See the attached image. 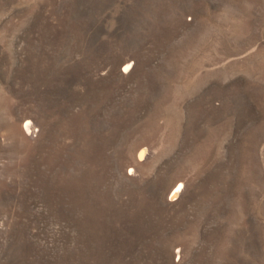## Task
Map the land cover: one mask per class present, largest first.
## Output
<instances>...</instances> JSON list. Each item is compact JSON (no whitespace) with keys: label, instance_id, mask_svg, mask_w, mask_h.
I'll return each mask as SVG.
<instances>
[{"label":"rangeland","instance_id":"374dc122","mask_svg":"<svg viewBox=\"0 0 264 264\" xmlns=\"http://www.w3.org/2000/svg\"><path fill=\"white\" fill-rule=\"evenodd\" d=\"M0 264H264V0H0Z\"/></svg>","mask_w":264,"mask_h":264},{"label":"bare ground","instance_id":"6f19581e","mask_svg":"<svg viewBox=\"0 0 264 264\" xmlns=\"http://www.w3.org/2000/svg\"><path fill=\"white\" fill-rule=\"evenodd\" d=\"M28 128H30V125H28ZM144 152L142 151V154H143ZM179 190H180V188H179V184L174 188V195H177L178 193H179Z\"/></svg>","mask_w":264,"mask_h":264}]
</instances>
